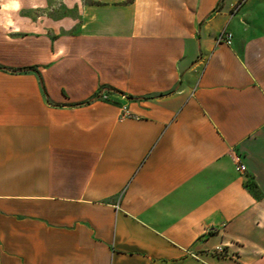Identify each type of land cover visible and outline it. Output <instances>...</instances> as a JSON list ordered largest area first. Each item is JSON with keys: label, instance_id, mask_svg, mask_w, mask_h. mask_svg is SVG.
Listing matches in <instances>:
<instances>
[{"label": "crops", "instance_id": "1", "mask_svg": "<svg viewBox=\"0 0 264 264\" xmlns=\"http://www.w3.org/2000/svg\"><path fill=\"white\" fill-rule=\"evenodd\" d=\"M0 68V264H264V0H0Z\"/></svg>", "mask_w": 264, "mask_h": 264}, {"label": "built area", "instance_id": "2", "mask_svg": "<svg viewBox=\"0 0 264 264\" xmlns=\"http://www.w3.org/2000/svg\"><path fill=\"white\" fill-rule=\"evenodd\" d=\"M245 0H241V3L244 2ZM233 42V35L228 32V31H223L222 33H220V35L217 37V43L221 44L224 43L228 46L232 45ZM247 168L246 166L242 163L241 159L239 157H237V171L240 173H244L246 172ZM215 232V229H211L210 233ZM220 255L226 254L225 253V249H217Z\"/></svg>", "mask_w": 264, "mask_h": 264}, {"label": "trees", "instance_id": "3", "mask_svg": "<svg viewBox=\"0 0 264 264\" xmlns=\"http://www.w3.org/2000/svg\"><path fill=\"white\" fill-rule=\"evenodd\" d=\"M1 69V68H0ZM12 72H18L17 70H12ZM41 84H42V87H43V82H42V79H41ZM109 91H114L113 89H107ZM46 93V92H45ZM97 99L99 98H102V91L97 95L96 97Z\"/></svg>", "mask_w": 264, "mask_h": 264}, {"label": "clouds", "instance_id": "4", "mask_svg": "<svg viewBox=\"0 0 264 264\" xmlns=\"http://www.w3.org/2000/svg\"><path fill=\"white\" fill-rule=\"evenodd\" d=\"M15 7H16L17 10H19V5L18 4H16ZM10 23H11V21H9V24Z\"/></svg>", "mask_w": 264, "mask_h": 264}]
</instances>
